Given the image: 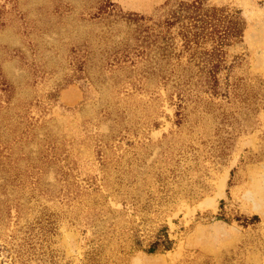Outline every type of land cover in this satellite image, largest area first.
<instances>
[{
	"label": "rangeland",
	"instance_id": "rangeland-1",
	"mask_svg": "<svg viewBox=\"0 0 264 264\" xmlns=\"http://www.w3.org/2000/svg\"><path fill=\"white\" fill-rule=\"evenodd\" d=\"M0 264H264V0H0Z\"/></svg>",
	"mask_w": 264,
	"mask_h": 264
},
{
	"label": "trees",
	"instance_id": "trees-1",
	"mask_svg": "<svg viewBox=\"0 0 264 264\" xmlns=\"http://www.w3.org/2000/svg\"><path fill=\"white\" fill-rule=\"evenodd\" d=\"M181 11L187 14V25L181 26L182 38L186 48L197 45L201 40H212L214 46L211 51L210 61L214 62L204 76L206 84L210 85V90L215 87L216 74L224 65L223 48L227 45L237 43L241 40L244 24L239 16L228 14L223 9L207 8L200 10L196 4H181ZM142 21V19H140ZM167 25L171 24L166 21ZM256 220V217H253ZM173 242L168 238L165 229L160 230L151 242L148 253H154L157 250L168 251L171 249Z\"/></svg>",
	"mask_w": 264,
	"mask_h": 264
}]
</instances>
